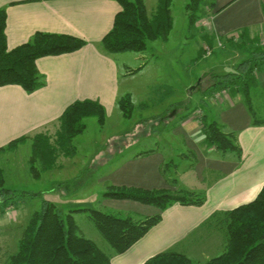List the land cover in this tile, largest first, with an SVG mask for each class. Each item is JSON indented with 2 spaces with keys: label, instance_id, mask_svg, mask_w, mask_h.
Instances as JSON below:
<instances>
[{
  "label": "crops",
  "instance_id": "1",
  "mask_svg": "<svg viewBox=\"0 0 264 264\" xmlns=\"http://www.w3.org/2000/svg\"><path fill=\"white\" fill-rule=\"evenodd\" d=\"M145 2L149 14H153L158 0ZM263 3L264 0H212L204 10L206 16L203 19L214 18L213 26L222 36L220 39L224 36V40L233 38L236 41L234 36L238 34L235 32L245 30L247 34L243 35L246 38L260 35V39L264 40V33L258 30L260 27L264 31ZM2 8L7 14L8 50L26 44L37 32L76 36L86 40L87 45L73 53L38 59L36 65L45 76L46 84L32 93H27L17 85L0 87V148L22 137L32 138L41 131L55 133L59 128L60 117L75 102L97 101L105 107L107 119H110L120 111L118 101L124 94L135 97L129 83L125 82L124 85L121 81L124 69L128 76L135 68L126 65L124 61L121 66L116 59L118 55L106 54L101 47L102 40L112 30L116 15L121 10L118 0H0ZM212 34H203L204 44L200 53L204 54L205 45L216 47ZM230 49V43L223 48L227 55ZM235 52L240 54L236 59L239 63L245 55ZM136 59H139L138 56ZM237 63H233L230 71ZM144 66L141 65L140 69L144 70ZM258 79L254 105L256 110H262L257 105H262L264 99V73ZM206 89L202 90V105L205 107L201 105L198 109L202 110L208 120L219 121L225 131L236 135L241 155L234 152L224 154L214 147L206 146L202 124L195 117L198 109L183 115V108H177L166 121L167 124H175L167 135L171 141L166 150L131 151L118 168L101 176L100 183L106 181L115 186L145 190L176 191L178 187H185L192 191H204L206 203L200 207L179 204L171 206L162 213V221L126 253L113 255L112 264H144L169 249H178L190 240L189 237H195L197 229L215 212L232 210L254 201L264 187V126H253L248 107L237 96L225 97L226 94L221 98L222 102L216 104L213 102L215 98L211 100L210 94H204ZM143 103L140 105L143 106ZM175 138L183 142V149L177 151ZM132 147V144H125L111 154L125 156ZM10 156L11 153L0 158V165L5 166L8 161L10 163ZM173 159L178 162L176 186L168 182L162 172L163 164ZM55 191L48 192L50 194L46 200L56 204L62 212L72 207L74 210L89 208L99 201L87 196L72 202L63 192L58 196ZM103 201L98 204V209L105 212L110 209L122 211L138 221L159 213L154 206L134 201ZM82 214H73L77 224V216ZM80 232L98 245L100 237L97 233L92 238L81 228Z\"/></svg>",
  "mask_w": 264,
  "mask_h": 264
},
{
  "label": "trees",
  "instance_id": "2",
  "mask_svg": "<svg viewBox=\"0 0 264 264\" xmlns=\"http://www.w3.org/2000/svg\"><path fill=\"white\" fill-rule=\"evenodd\" d=\"M118 2L121 10L116 15L112 30L101 42L106 54L116 55L125 52L144 54L151 43L169 40L170 32L175 25L174 0H158L153 14H149L145 0ZM203 3L204 0H190L187 5L188 17L193 24L203 19L198 18ZM262 10L264 14V3ZM207 19L212 22L211 29L202 24L201 27L199 24L198 26L207 30V33L209 30L214 33L212 35L216 42L217 36H222L214 29V18ZM6 20V10L2 8L0 87L17 85L27 93H32L46 84L45 76L39 72L36 65L38 59L73 53L87 45L86 40L76 36L37 32L26 44L8 50ZM244 31L235 32L238 34L236 41L233 38L224 40V36L221 39L226 44L230 43L233 50L244 54L245 57L234 65L232 71L213 76V83L204 94L205 92L210 94L213 100L220 91L228 90L230 97L237 96L248 107L253 126H264V118H259L254 106V91L259 87L258 76L264 73V40L260 39V35L252 39L246 38L243 34H247V31L245 33ZM203 52L205 53L204 49ZM118 106L127 119L132 118L135 106L131 94L122 96ZM91 116H98V122L105 124L107 118L105 107L92 100L75 102L59 119L57 141H52L48 134L32 137L31 162L34 169L38 161L41 162L42 172L56 168L57 159L61 154L74 157L76 150L72 146V141L85 129L83 119ZM195 117L202 124L206 146L214 147L224 154L234 152L241 155V148L234 133L226 132L219 121L208 120L205 115L200 117L196 113ZM29 139L28 136L16 139L6 147L0 148V153L16 152L19 146ZM177 164L173 159L164 163L162 167L167 181L175 186L178 184ZM2 175L3 172L0 170V208L4 205L0 213H5L14 192L4 188ZM102 198L154 206L158 208L159 213L142 221L129 216H117L98 208L76 209L65 213L56 204L44 200L41 209L28 221L18 241L17 252L11 255L5 264H112V256L126 253L162 221V213L165 210L175 204L200 207L207 200L204 191H192L185 187L171 191L115 185H109ZM77 212L88 214L90 221L108 243L109 247L106 245L108 251L81 234L73 215ZM203 225L217 228L223 233L226 242L223 253L206 264H264V187L254 201L232 210L215 212ZM144 264L194 263L185 254L172 248L150 258Z\"/></svg>",
  "mask_w": 264,
  "mask_h": 264
},
{
  "label": "rangeland",
  "instance_id": "3",
  "mask_svg": "<svg viewBox=\"0 0 264 264\" xmlns=\"http://www.w3.org/2000/svg\"><path fill=\"white\" fill-rule=\"evenodd\" d=\"M211 1L204 0L198 18L206 16L204 10ZM189 3L190 0H174L175 25L167 42L151 43L144 54L134 52L116 54L118 55L116 57H119L116 58L117 62L121 66L124 61L126 65L135 68L128 76L124 69L121 77L122 83L124 85L125 82L129 83L134 91L135 97H132V101L135 108L131 119H127L120 108L112 118H106L105 124L98 122V116L84 118L85 129L72 141L76 154L74 157L61 154L54 169L42 172L39 161L35 163L34 169L31 162L32 138L27 141L28 144L25 143L27 144L25 147L20 148L25 145L23 144L16 152L11 153L10 163L8 161L4 163L5 166L0 165L4 188L14 192L8 208L4 210L5 213L0 215V264H5L8 258L17 252L18 241L28 221L41 209L44 200L49 197L48 192L56 190L54 193L58 196L64 193L72 202L91 196L99 201L94 202L89 208H98V204L104 202L103 193L111 185L106 181L101 184V176L109 174L115 167L118 168L131 151L139 153L149 149L166 150L167 144L171 141V137L167 135L175 127L172 122L167 124V119L173 116L177 108H183V115L197 110L203 102L202 90L212 85V77L229 72L233 63H237L236 59L240 54L230 49L227 55L223 50L226 47L224 42L221 49L214 48L215 52L210 57L205 58L200 53L204 44L202 37L207 30L190 21L186 10ZM198 24L201 25L200 22ZM258 30L264 33L260 27ZM135 54L139 59H136ZM144 64L146 66L141 70L140 66ZM224 91L227 94L225 97H228L229 91ZM221 92L223 91L219 93ZM215 100L213 102L216 104L222 102L221 98ZM257 106L262 107V110L257 109L259 118L264 117V99L262 105ZM200 111L198 109L196 113ZM52 132L47 130L38 134H48L52 141H57L58 129L55 133ZM125 144L133 145L126 152L127 155L111 154ZM174 144L177 151L184 148L179 138H175ZM8 154L10 153H0V158ZM0 209L3 210L4 205ZM71 210H74V207L66 208L65 213ZM109 212L117 216H126L122 211L110 209ZM77 221L87 236L95 238L94 235L97 233L100 237L97 240L98 245L106 251L109 250L108 243L90 221L87 213L77 216ZM189 238L186 244L176 250L185 254L194 264H206L217 253L222 254L226 245L223 233L206 225H201L196 236ZM106 245L108 247H105Z\"/></svg>",
  "mask_w": 264,
  "mask_h": 264
},
{
  "label": "built area",
  "instance_id": "4",
  "mask_svg": "<svg viewBox=\"0 0 264 264\" xmlns=\"http://www.w3.org/2000/svg\"><path fill=\"white\" fill-rule=\"evenodd\" d=\"M201 24H202V26L207 27L208 29H211L212 22H211L210 19H205V20H203ZM232 37H233V36H232ZM234 37H235V38H238V35H235ZM216 47H217V48H221V47H223V42H222V40L220 39L219 36H217ZM204 51H205V53H204V57H205V58L210 57V56L212 55L213 51H214V47H212V46H210V45H205V47H204ZM225 92H226V91H223V92H221V93L216 94V95H215L216 97H214V98H215V99H220V98H222L223 95H226ZM197 115L201 117V116L203 115L202 110H201L199 113H197Z\"/></svg>",
  "mask_w": 264,
  "mask_h": 264
},
{
  "label": "water",
  "instance_id": "5",
  "mask_svg": "<svg viewBox=\"0 0 264 264\" xmlns=\"http://www.w3.org/2000/svg\"><path fill=\"white\" fill-rule=\"evenodd\" d=\"M200 82V81H199Z\"/></svg>",
  "mask_w": 264,
  "mask_h": 264
}]
</instances>
